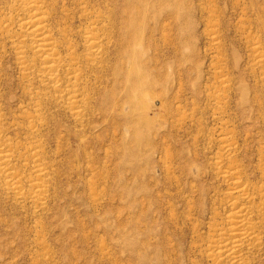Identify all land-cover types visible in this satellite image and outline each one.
I'll list each match as a JSON object with an SVG mask.
<instances>
[{"label":"rangeland","instance_id":"1","mask_svg":"<svg viewBox=\"0 0 264 264\" xmlns=\"http://www.w3.org/2000/svg\"><path fill=\"white\" fill-rule=\"evenodd\" d=\"M16 2L0 0V17L15 15ZM46 5L56 38L73 40L88 53L82 34L93 31L95 14H110L111 0H46ZM161 8L167 11L145 21L153 59L148 68L168 63L156 87L168 106L159 112L165 123L160 134L152 132L150 146L141 150L130 133L122 144L98 110L84 114L83 98H72L68 66L57 84L39 71L40 62L27 78L10 45L3 50L1 124L4 138L16 142L12 146L25 157L11 163L10 174L21 172L18 180L0 172V264H231L212 255L219 238L213 218L217 214L223 221L232 209L223 170L238 165L242 182L264 184V0H168ZM90 83L104 89L97 78ZM117 147L120 155L112 154ZM31 153L36 163L43 162L40 175ZM37 183L46 186L42 196L33 190ZM262 229L260 243L243 253L246 264H264Z\"/></svg>","mask_w":264,"mask_h":264},{"label":"bare ground","instance_id":"2","mask_svg":"<svg viewBox=\"0 0 264 264\" xmlns=\"http://www.w3.org/2000/svg\"><path fill=\"white\" fill-rule=\"evenodd\" d=\"M164 1H168V0H111L110 14L106 15L105 17H103L100 14H95V16L92 17L93 21H92V19L89 20V21H92L91 25L94 28V29H92L93 31L87 30L86 31L87 35H85V33H84L85 31L83 32L84 34H82L83 38H84L83 43H85V45H84L85 48L83 47L85 49L84 51H88V53L86 52L87 53L86 54V53L81 52L80 51L81 49H78V44L75 41L72 40L74 43L72 41L70 42L68 39L66 40L63 36H60V38L61 37L64 38L61 40H58L56 38V36H55L56 30L55 29L53 30V25L50 23L51 17H52V11H51V9H49L47 7L46 0H19L18 3L15 0L16 5L14 6L12 4L14 6L15 11H16L15 15H11L9 13L11 15L9 17H6V14H5V17H3V18H1L2 16L0 17V78H1V64H2L1 60L3 57L2 55L4 53L3 50H6V48L9 47V45H10L11 49H13L15 51V54L17 55V57H16L17 62L19 64L20 69L23 71V73L22 72L21 73L24 75V77H27V76L29 77V75L34 71L33 68H35V66L37 65L36 62L37 63L40 62L39 64H41V67H39L40 70L38 68L37 69L39 71H41V73L45 74L46 79L48 78L51 82L56 83V82L62 81V79H63L62 77L67 73L69 78L72 79V84H73V88H74V89H72V87H70L73 91L69 88L71 90V94H73L72 98L75 99L74 102H76V99H78V102H79L80 98H83V101L85 103V107H84L85 111L83 109H81V110L84 111L85 115L90 113V111H92L93 109L98 110L100 115H101L102 121H103V123L102 122L101 123L103 125H105L107 128H108V126L109 127L115 126L113 129H115V131L120 133V135H121L120 141L124 139V136H125L124 133L125 134L130 133L129 135L132 134L131 136L133 138L131 140H133V141L135 140V142L138 143V145L140 146V150L147 148L150 146V142H151L149 139V135L152 132H154L156 135H159L162 126L164 127V124H165V123H163L164 121H162V120L159 122V120H160L159 117H161L159 112H161L162 110H164V108H166L168 106V102H167V99L164 96V94H159L157 92L156 87L159 85V82L162 81V78H163L162 68L164 66H167L168 63L161 64V65L156 64L157 66L154 69L148 68V67H151L150 64L153 62V59H151V53H150L151 52V48H150L151 40L149 38L146 39V31L148 30V27H147L148 22H146V25H145V21L150 17H153V18L158 17L160 14L167 11V10H164L163 8H161V6L162 7L164 6ZM159 4H160V7L158 8ZM8 7L10 8V5ZM12 9H13V7H12ZM5 12L7 13V11H5ZM86 17H89V16L87 15ZM88 22H86V23H88ZM88 25L90 26V22ZM64 27H65V25H64ZM58 29H59V27H58ZM87 29H89V27ZM68 30H69V28H68ZM65 31L66 30H64V32H63L64 35H65ZM94 31H96V32H94ZM57 32H59V30H57ZM69 32H70V30H69ZM66 33L68 34V32H66ZM69 36H71V35H69ZM69 36L67 38H70ZM71 39H73V38L71 37ZM74 40H75V38H74ZM183 40H184V38H183ZM181 43H182V39L180 38L179 44H181ZM61 47L63 48L62 51L60 50ZM63 51H65L64 54L67 53L64 56L62 55ZM30 59H32V60H30ZM67 66H68L69 70L65 69ZM64 69L66 70V73L63 72ZM33 76L36 77V76H38V74H36V76L35 75H33ZM39 77L40 76H38V78ZM43 78H45V77H43ZM67 78L68 77H66L65 79H67ZM91 78H94V79L97 78V80L99 81L98 85L99 84L104 85V89L101 90L97 87L94 88L93 84H91L93 82L90 83ZM28 80H27V82H28ZM30 80H33V78ZM68 80H67V82H68ZM42 81H43V79H42ZM92 81L96 82L95 80H92ZM44 82H45V80H44ZM34 83L35 82L33 81V85H34ZM35 84L37 85V83H35ZM60 84H61V82H60ZM62 84H63V82H62ZM65 84L67 85L68 83H65ZM65 84H64V86H65ZM94 84L96 85V83H94ZM48 85H46V86L48 87ZM51 85H52V83H51ZM165 85L166 84H164V86ZM38 86H40V85L38 84ZM38 86H36V88H38ZM68 86H71V85L68 84ZM41 87H42V85H41ZM41 87H39L38 88L39 90H36V91H40ZM54 87L57 88V86H55V85H54ZM52 89H53V87H52ZM48 90H49V88H48ZM31 91L34 92L35 89H34V91H33V89ZM41 91H42V93H44L42 89H41ZM35 95H36V93H35ZM41 95L43 96L44 94H40V96ZM56 96H60V94L56 95ZM56 96H55V98H56ZM63 96H64V94H63ZM31 98L33 99V97H31ZM57 98H60V97H57ZM45 99H49V98H45ZM69 99H71V98H69ZM69 99H66V100L70 101ZM33 100L35 101V99H33ZM41 100L43 101V99H41ZM53 100H54V98H53ZM60 100H62V98ZM34 101H32V102H34ZM44 102H47V101L44 100ZM71 102H72V100H71ZM38 103H39V101H38ZM77 103H75V104H77ZM68 104H70V103H68ZM39 105H42V104H39ZM77 105H76V107L73 106L75 110L77 108ZM93 105H94V107H93ZM33 106H34V104H33ZM36 106H38V105H36ZM79 107H81V106H79ZM30 110H32V109H30ZM81 110L79 112L78 111L77 112L80 115H83V111H81ZM95 110H93V111L95 112ZM26 112L27 111H25L24 114H26ZM33 114H34V112H33ZM79 114H77V116ZM28 115H29V113H28ZM39 115L42 118L41 113H39ZM1 116L3 117V114L1 115V112H0V172L7 174L8 175L7 178H10L13 181L14 178H16L17 176L18 177L21 176L20 175L21 172L19 171L20 174L19 173L16 174L15 177L13 174H10L9 170H11V168L13 170L15 167L14 166L15 163L13 164L14 167L12 166L11 163L16 158L20 159V158H24L25 156H24V153L22 151H21L22 153L19 154L17 149H14V147L12 146V145H15L16 142L15 143L13 142V144H9L12 141V139L9 142L7 138H6L7 140L4 138L6 134H5L4 128L2 127V124H1V121H2ZM31 119H33V118H31ZM38 119H37V121H39ZM33 120H32V122H33ZM45 121H43V122L47 123ZM40 123H41V121H40ZM35 124H37V123H35ZM23 126H25V124H23ZM39 126H40V124H39ZM32 127H33V125H32ZM35 127H37V126L35 125ZM41 127H42V125H41ZM107 132H108V129H107ZM108 133H110V130ZM116 134H118V133H116ZM28 135H30V134H28ZM40 135H42V134H40ZM27 139H29V138H27ZM127 139H128V137H127ZM129 139H130V137H129ZM22 141L23 140H21L20 143H22ZM34 141H36V140H34ZM37 142H38V140H37ZM44 142H46V141H44ZM117 142H119V141H117ZM135 142H134V144L136 145ZM121 143H122V141H121ZM124 143H127L126 139H124ZM18 144H19V142H18ZM118 144L120 145V142ZM222 144L226 145L225 142ZM32 145H33V143H32ZM38 145H40V144H38ZM111 145H112V142H111ZM135 145H133V146H135ZM113 146H115V145L113 144ZM113 146H111V147H113ZM228 146L231 147V144H229ZM21 147L22 146H20V148ZM120 147H121V145H120ZM225 147L222 150L226 149V151H227L228 147L227 148H225ZM15 148H17V147H15ZM121 148H120V150H121ZM134 148H136V147H134ZM34 149H33V151H34ZM26 150H27V148L25 149V151ZM123 150H126V149H123ZM140 150L137 151L138 154H140L139 153ZM151 150H152V152L155 151L153 147L151 148ZM31 151H32V147H31ZM132 151H133V149H132ZM111 152H112V154L114 152V153L120 155L119 154V147L111 148ZM129 152L130 151H128V153ZM33 154L31 155V158H34V161H35L37 158V154H35V155H33ZM123 154H125L124 151H123ZM115 155H113V156H115ZM28 159H30V157L26 158L25 161H27ZM40 159H41V155H40ZM221 159H220V161H221ZM25 161H24V163H25ZM21 163H23V162H21ZM42 163L39 164V163H36V161H35V165H34L35 169L34 168L33 169L35 170L36 174H38V175H40L43 172L42 170H44V168H42V166H41ZM229 163H231V162H229ZM26 164H28V163H26ZM49 164H47V165H49ZM44 165H46V164H44ZM30 166H32V165H30ZM227 166H226V168H227ZM229 166H228V168H229ZM237 167H238V165H237ZM237 167L231 165V167L228 170L227 169H226V171L223 170V174H222V179L225 180L226 182H228V184L230 186V192H229L230 200L228 201V203H229V205L232 206V209H231V211H229V213L227 214L228 216H226L225 220H223V221H221L219 219L216 220V216H218L217 214H215V217L213 218V220H215L213 222V224L215 226V231L218 230L217 234L219 237V238L217 237L218 238L217 240L214 239L215 241L212 240L213 241L212 248H215V249H213L214 251L212 250L213 251L212 255L217 257L216 262L217 261L218 262L224 261V263L230 262L231 264H243L245 261L244 257H243V253L245 251H248V247H250V246L256 247V245H258L257 243H260L259 242L261 239L260 238V228H263V226H264V184L261 187H254L255 185H253V187H251L250 185L245 184L244 182H242L243 179L241 180V176H240V174L243 173L241 171L242 169L240 170L242 173H240L238 171L239 169L237 170ZM48 168H47V170H48ZM221 168H222V166H221ZM1 173H0V176H1ZM246 173H247V171H246ZM263 173H264V171H263ZM245 176H246V174H245ZM18 177H17V180H18ZM27 177H28V175H27ZM32 179H34V178H32ZM11 180L8 181V183L11 182ZM39 180H42V179H39ZM4 181H6V180H4ZM21 181L22 180H20L19 182H21ZM246 181H249V180H246ZM33 182H35V179L33 180ZM38 182H40V181H38ZM5 183H3V184L5 185ZM21 183H23V182H21ZM25 183H26V181H25ZM12 184H14V183L12 182ZM7 185H10V184H7ZM18 185H20V183ZM6 187H8V186H6ZM20 187H19V189H20ZM26 187H28V186L26 185ZM30 187L31 186H29V188ZM43 187H46V186H44L42 183H37V185H35V187L33 186V188H34L33 190L37 189L36 190L37 195L39 194L42 196ZM22 188H23V186H22ZM44 189H46V188H44ZM12 190H13V188L10 191H12ZM20 190H22V189H20ZM47 190H46V192H47ZM8 191L9 190L7 189V192ZM19 191H17V192L19 193ZM24 191H22L21 193H24ZM43 194H45V193H43ZM23 197H25V196H23ZM23 197H21V198H23ZM33 197H34V195H33ZM38 197L36 196V197H34V199L35 198L38 199ZM26 198H27V195H26ZM41 199H42V197H41ZM43 200H44V197H43ZM35 201H36V199H35ZM254 216H256V219H258V222L255 221ZM226 225H227V227L229 226V229L226 227ZM262 230H264V229H262ZM261 232H263V231H261ZM244 255H245V253H244ZM245 257H247V256H245ZM214 260L215 259H213V261ZM247 261H249V260H247ZM219 264H221V263H219ZM244 264H246V263H244Z\"/></svg>","mask_w":264,"mask_h":264}]
</instances>
